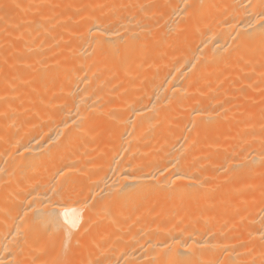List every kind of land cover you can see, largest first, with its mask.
Masks as SVG:
<instances>
[{"label":"bare ground","instance_id":"bare-ground-1","mask_svg":"<svg viewBox=\"0 0 264 264\" xmlns=\"http://www.w3.org/2000/svg\"><path fill=\"white\" fill-rule=\"evenodd\" d=\"M0 264H264V0H0Z\"/></svg>","mask_w":264,"mask_h":264}]
</instances>
